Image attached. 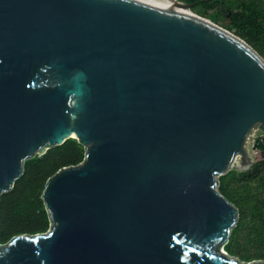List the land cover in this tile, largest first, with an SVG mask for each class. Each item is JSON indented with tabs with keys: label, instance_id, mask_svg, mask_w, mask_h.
I'll return each mask as SVG.
<instances>
[{
	"label": "water",
	"instance_id": "1",
	"mask_svg": "<svg viewBox=\"0 0 264 264\" xmlns=\"http://www.w3.org/2000/svg\"><path fill=\"white\" fill-rule=\"evenodd\" d=\"M169 1L0 0V198L26 159L86 148L46 183L50 228L0 264H264L225 249L240 211L218 189L255 163L264 57Z\"/></svg>",
	"mask_w": 264,
	"mask_h": 264
},
{
	"label": "trees",
	"instance_id": "2",
	"mask_svg": "<svg viewBox=\"0 0 264 264\" xmlns=\"http://www.w3.org/2000/svg\"><path fill=\"white\" fill-rule=\"evenodd\" d=\"M182 1L194 3L193 10L241 36L264 57V0ZM254 152L256 161L250 168H232L219 176V191L240 211L225 246L235 256L242 252L244 238L253 244L257 239L264 247V137L256 138ZM85 156V145L70 137L44 154L24 161L23 174L11 190L1 194L0 242L6 243L21 233L44 232L50 228L49 212L42 197L46 183L61 168L78 165Z\"/></svg>",
	"mask_w": 264,
	"mask_h": 264
},
{
	"label": "rangeland",
	"instance_id": "3",
	"mask_svg": "<svg viewBox=\"0 0 264 264\" xmlns=\"http://www.w3.org/2000/svg\"><path fill=\"white\" fill-rule=\"evenodd\" d=\"M192 11H193V13H197L196 10L192 9ZM197 14H199V13H197ZM263 134H264V131L261 130L257 126V127L252 129V131L249 135V138L247 139L246 147L248 148V150L252 154L255 161H256V155H255V152L253 149L254 142H255L256 138L261 137ZM241 161H242L241 154H238L235 157V160L233 161L231 168H238L237 164H238V162H241ZM247 221H248V219H246V223L248 225ZM256 240L253 241L255 244L251 243V241H249L248 238H244V240H241L242 241V245H241L242 252H240L239 255H237V257H239L240 259L244 258V260H246V261H254V260H263L264 261V247H262L261 244L259 242H257ZM247 258H251V259L248 260Z\"/></svg>",
	"mask_w": 264,
	"mask_h": 264
},
{
	"label": "bare ground",
	"instance_id": "4",
	"mask_svg": "<svg viewBox=\"0 0 264 264\" xmlns=\"http://www.w3.org/2000/svg\"><path fill=\"white\" fill-rule=\"evenodd\" d=\"M140 1H143V2H146V3H149V4H153V5H159V6H164V7H168V8L173 9V5H172V3L169 0H140ZM179 10H181V9H179ZM191 13H193V11ZM193 15H195V16L199 15L201 17H204V18H202L204 20H206L205 18L210 19L208 17L202 16V15L197 14V13H193ZM199 16H197V17H199Z\"/></svg>",
	"mask_w": 264,
	"mask_h": 264
},
{
	"label": "built area",
	"instance_id": "5",
	"mask_svg": "<svg viewBox=\"0 0 264 264\" xmlns=\"http://www.w3.org/2000/svg\"><path fill=\"white\" fill-rule=\"evenodd\" d=\"M264 137V134L261 136V138H263Z\"/></svg>",
	"mask_w": 264,
	"mask_h": 264
}]
</instances>
